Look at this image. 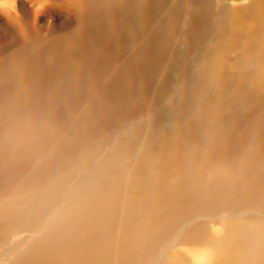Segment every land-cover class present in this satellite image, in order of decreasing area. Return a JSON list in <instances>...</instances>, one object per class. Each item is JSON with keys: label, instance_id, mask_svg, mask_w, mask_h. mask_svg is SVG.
<instances>
[{"label": "bare ground", "instance_id": "6f19581e", "mask_svg": "<svg viewBox=\"0 0 264 264\" xmlns=\"http://www.w3.org/2000/svg\"><path fill=\"white\" fill-rule=\"evenodd\" d=\"M249 1L228 9L223 0H0V199L52 192V176L108 138L120 136L114 159L108 157L113 165L122 147L174 131L205 80H216L210 52L226 30L234 40L247 37L256 57L255 72L241 81L264 90V0ZM241 90L245 96L229 87L230 98L221 102L226 111L250 98ZM86 168L83 178L99 172ZM53 214L44 236L12 264H29L51 246L47 237L61 235L69 219L64 205ZM224 230L225 243L198 264H264L256 235L239 226ZM235 250L238 260L229 258Z\"/></svg>", "mask_w": 264, "mask_h": 264}, {"label": "rangeland", "instance_id": "374dc122", "mask_svg": "<svg viewBox=\"0 0 264 264\" xmlns=\"http://www.w3.org/2000/svg\"><path fill=\"white\" fill-rule=\"evenodd\" d=\"M223 3L231 9L250 1ZM217 19L224 22L221 11ZM229 34L224 31L210 52L215 82L205 80L198 102L174 131L151 144L141 138L132 148L122 147L113 165L108 157L114 159L120 136L108 138L73 169L52 176L46 183L52 192L21 191L0 199V264H12L44 236L63 205L69 219L61 235L47 237L51 246L30 263L198 264L199 256L225 243L229 226L256 235L264 248V90L241 81L255 72L256 57L247 37L234 40ZM229 87L251 95L242 108L226 111L228 103L221 105L230 98ZM91 166L99 172L83 178ZM12 207L19 208L9 213ZM237 253L230 251L229 258L238 260Z\"/></svg>", "mask_w": 264, "mask_h": 264}]
</instances>
